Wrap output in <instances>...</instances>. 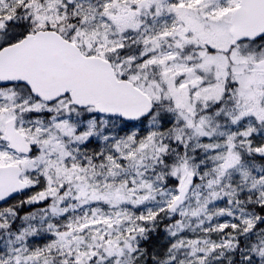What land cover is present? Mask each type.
<instances>
[{
    "label": "snow or ice",
    "instance_id": "snow-or-ice-1",
    "mask_svg": "<svg viewBox=\"0 0 264 264\" xmlns=\"http://www.w3.org/2000/svg\"><path fill=\"white\" fill-rule=\"evenodd\" d=\"M0 264H264V0H0Z\"/></svg>",
    "mask_w": 264,
    "mask_h": 264
}]
</instances>
